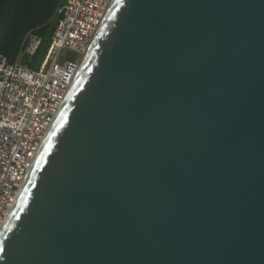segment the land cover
I'll use <instances>...</instances> for the list:
<instances>
[{
	"label": "water",
	"instance_id": "95a60500",
	"mask_svg": "<svg viewBox=\"0 0 264 264\" xmlns=\"http://www.w3.org/2000/svg\"><path fill=\"white\" fill-rule=\"evenodd\" d=\"M0 264H264V0H115Z\"/></svg>",
	"mask_w": 264,
	"mask_h": 264
},
{
	"label": "built area",
	"instance_id": "2783aa9c",
	"mask_svg": "<svg viewBox=\"0 0 264 264\" xmlns=\"http://www.w3.org/2000/svg\"><path fill=\"white\" fill-rule=\"evenodd\" d=\"M61 1L37 68L0 54V230L115 0ZM38 43L31 36L25 52Z\"/></svg>",
	"mask_w": 264,
	"mask_h": 264
},
{
	"label": "trees",
	"instance_id": "16d2710c",
	"mask_svg": "<svg viewBox=\"0 0 264 264\" xmlns=\"http://www.w3.org/2000/svg\"><path fill=\"white\" fill-rule=\"evenodd\" d=\"M62 6L61 0H0V54L10 62L37 68L62 16ZM31 36L39 43L29 54L25 48Z\"/></svg>",
	"mask_w": 264,
	"mask_h": 264
},
{
	"label": "bare ground",
	"instance_id": "6f19581e",
	"mask_svg": "<svg viewBox=\"0 0 264 264\" xmlns=\"http://www.w3.org/2000/svg\"><path fill=\"white\" fill-rule=\"evenodd\" d=\"M100 30H101V29H100ZM99 32H100V31H99ZM98 34H99V33H98ZM98 34H97V36H98ZM96 38H97V37H96ZM96 38H95V40H96ZM95 40H94V42H95ZM94 42H93V44H94ZM93 44L91 45L90 50H91ZM90 50L88 51V53H87V55H86V57H85V59H84V62H85V60H86V58H87V56H88ZM84 62H83V64H84ZM83 64H82V66H83ZM82 66H81V68H82ZM81 68H80V70H81ZM77 76H78V75H77Z\"/></svg>",
	"mask_w": 264,
	"mask_h": 264
},
{
	"label": "rangeland",
	"instance_id": "374dc122",
	"mask_svg": "<svg viewBox=\"0 0 264 264\" xmlns=\"http://www.w3.org/2000/svg\"><path fill=\"white\" fill-rule=\"evenodd\" d=\"M67 53H68V54H73V53H72V52H70V51H68Z\"/></svg>",
	"mask_w": 264,
	"mask_h": 264
}]
</instances>
